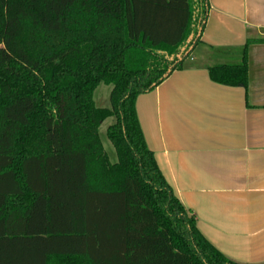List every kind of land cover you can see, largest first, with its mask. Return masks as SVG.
Segmentation results:
<instances>
[{
	"label": "trees",
	"instance_id": "obj_1",
	"mask_svg": "<svg viewBox=\"0 0 264 264\" xmlns=\"http://www.w3.org/2000/svg\"><path fill=\"white\" fill-rule=\"evenodd\" d=\"M207 12V0H0V264H239L199 233L135 110L182 69ZM250 44L210 66L211 82L247 88ZM101 83L109 109L93 100ZM108 118L115 163L98 134Z\"/></svg>",
	"mask_w": 264,
	"mask_h": 264
},
{
	"label": "crops",
	"instance_id": "obj_2",
	"mask_svg": "<svg viewBox=\"0 0 264 264\" xmlns=\"http://www.w3.org/2000/svg\"><path fill=\"white\" fill-rule=\"evenodd\" d=\"M182 69L135 102L147 148L199 233L225 258L264 263V0H207ZM262 43H258V42ZM247 42L248 86L211 82Z\"/></svg>",
	"mask_w": 264,
	"mask_h": 264
},
{
	"label": "rangeland",
	"instance_id": "obj_3",
	"mask_svg": "<svg viewBox=\"0 0 264 264\" xmlns=\"http://www.w3.org/2000/svg\"><path fill=\"white\" fill-rule=\"evenodd\" d=\"M110 92L111 86L105 84H99L93 94V100L98 108L109 109L110 108ZM115 122L114 118L106 119L99 127L98 134L103 147L104 152L109 158L110 163L116 162V155L114 148L107 138V129Z\"/></svg>",
	"mask_w": 264,
	"mask_h": 264
},
{
	"label": "water",
	"instance_id": "obj_4",
	"mask_svg": "<svg viewBox=\"0 0 264 264\" xmlns=\"http://www.w3.org/2000/svg\"><path fill=\"white\" fill-rule=\"evenodd\" d=\"M199 35H200V31L198 32V34L196 35V37H194L193 35H190V36H189V38H188V40H187V43H186V46H184V47L180 50L179 55H177V60H178V61H181V60H182V59H181V54L185 52V50H186L188 44L192 42V45H194V44H195V41L199 38ZM192 45H191V46L188 48V50L184 53L185 56L188 55V54L191 52V50H192ZM168 72H170V71H168Z\"/></svg>",
	"mask_w": 264,
	"mask_h": 264
}]
</instances>
